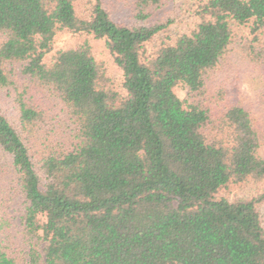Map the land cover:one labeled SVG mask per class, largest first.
I'll use <instances>...</instances> for the list:
<instances>
[{
    "label": "trees",
    "instance_id": "16d2710c",
    "mask_svg": "<svg viewBox=\"0 0 264 264\" xmlns=\"http://www.w3.org/2000/svg\"><path fill=\"white\" fill-rule=\"evenodd\" d=\"M169 1L126 0L125 24L104 0H0V90L18 113L0 114V264H264V102L229 98L242 69L264 73V0L156 17ZM61 33L104 40L123 91L89 41L55 52ZM229 63L237 76L212 81Z\"/></svg>",
    "mask_w": 264,
    "mask_h": 264
},
{
    "label": "rangeland",
    "instance_id": "374dc122",
    "mask_svg": "<svg viewBox=\"0 0 264 264\" xmlns=\"http://www.w3.org/2000/svg\"><path fill=\"white\" fill-rule=\"evenodd\" d=\"M107 6L110 8L111 13L115 20L119 23L131 24L134 22L131 17L130 10L126 5V0H104ZM194 0H170L168 5L159 11L155 12L157 16H163L165 12L170 10H177L180 7H186L192 4ZM106 6V7H107ZM107 7V8H108ZM184 27L182 23H178L173 26L163 37L165 36H173L179 32V29ZM243 33L246 36L250 35V29L248 27L242 28ZM85 41H89L93 47L94 56L99 62L104 63L109 77L115 82L116 86L123 91V73L121 70L115 65L114 59L109 53L106 43L104 40H96L93 37L75 35L72 33H61L55 39V52L59 50H66L73 47H76L82 44ZM16 70V75L18 76V80L22 81L23 77L20 74V65L14 66ZM237 69L234 67L233 63H229L228 67L223 71H218L212 81L218 82L228 76L229 74H233L232 76H237ZM237 84L239 88L236 91H232L229 95L230 99H235L240 102L242 105L251 109L253 113H259L260 107L259 105L264 102V73H253L249 72V70L242 69L241 75L237 80ZM211 92H213L212 82H209V88ZM177 96L182 100L190 104L193 102V95L190 93V90L185 86H179L175 89ZM13 93L5 90H0V114L6 116L11 121H17L18 113L17 108L14 103ZM260 156L264 159V146L261 147ZM1 164H5L8 162V159L2 155H0ZM260 188V187H259ZM259 188H254L253 186H244L242 188H234L231 192L227 193L230 198L236 197H247L252 195L254 192L258 191ZM225 193V194H226ZM24 206L21 201L11 203L5 209L6 219L9 220V227L11 229L13 235H16L17 232L21 230V214L23 212Z\"/></svg>",
    "mask_w": 264,
    "mask_h": 264
}]
</instances>
